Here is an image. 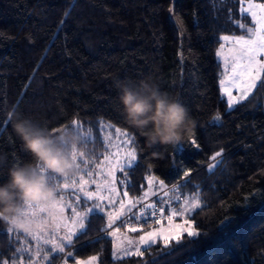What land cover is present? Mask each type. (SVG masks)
<instances>
[{
	"label": "trees",
	"instance_id": "trees-1",
	"mask_svg": "<svg viewBox=\"0 0 264 264\" xmlns=\"http://www.w3.org/2000/svg\"><path fill=\"white\" fill-rule=\"evenodd\" d=\"M242 1L0 0V184L9 168L32 162L8 119L15 110L53 134L76 119L90 133L83 151L92 164L106 151L101 124L130 130L137 164L124 170V189L135 207L153 203L164 209L162 217L168 213L161 199L141 200L150 176L169 193L200 203L190 214L196 237L182 234L167 246L157 240L143 255L120 259L112 257L104 215L91 213L86 231L65 249L73 256L50 254L51 264L93 255L97 264H264V84L229 108L216 54L222 36L242 35L239 25L249 23ZM149 76L195 119V144L188 137L148 147L125 124L113 80ZM46 174L54 183L56 175ZM135 207L123 218L135 233L159 225L138 226ZM17 251L0 222V261Z\"/></svg>",
	"mask_w": 264,
	"mask_h": 264
},
{
	"label": "snow or ice",
	"instance_id": "snow-or-ice-1",
	"mask_svg": "<svg viewBox=\"0 0 264 264\" xmlns=\"http://www.w3.org/2000/svg\"><path fill=\"white\" fill-rule=\"evenodd\" d=\"M223 2V0H221ZM247 7H242L241 11L243 13H248L251 16L252 26L248 24H240L239 27L245 29V33L239 36H229L224 35L220 39L225 42H230L232 47L228 50L229 55L225 57L226 69H227V81L221 80V86L224 93L228 97L229 108L234 107L240 101H243L249 97V94L253 92V89L258 87V82L264 84V3H254L252 0H246ZM247 37V38H246ZM225 44L221 43L220 51H218L219 56H223V49ZM235 88L239 95L234 96L233 92L230 90ZM9 119V118H8ZM10 120V119H9ZM72 127H78L79 122L73 119L71 122ZM109 127H112L109 125ZM79 130L85 133V143L92 142L90 133L85 132L82 126H79ZM117 138H124L122 143H117L115 147L118 149L116 154L108 153L104 156V160L108 165L107 176L111 177V180L105 178L102 183H98L96 180H89L85 177H92L93 172L87 170L91 161L85 159V152L72 150V158L77 162L79 172L73 177L64 176H52L51 180L55 181L50 185L56 189V199L51 207H38L34 205H28L25 208V215L39 219L43 221L42 226L39 230L34 232H23L29 237L34 239L43 240L45 245H50L51 247L45 252L41 259H45L49 253L61 254L64 253L66 256H73L72 252L65 253L66 248H71L73 246V238L77 237L78 234H83L85 229V219L88 214L93 213L97 209L99 212H103L104 209L99 203H94L93 207L87 208L85 211H80L81 203L87 204L89 201H103L106 199L104 195L101 194L102 190L111 187V184L115 182V170L119 167L123 172L124 170L135 167L137 164V151L135 147H127L129 145H135L137 141L133 136L129 134L128 129H120L115 127L113 129ZM192 144L196 143L194 134L189 136ZM111 143V141H109ZM126 151L127 160H122V155ZM221 156V152H216L215 157ZM115 161V162H114ZM82 165L84 167L82 168ZM100 167V165H97ZM188 176V173H184ZM78 177V179H77ZM149 184L151 185L155 180L154 177H148ZM89 183L97 184L96 191H89ZM163 184V181H160ZM114 193L116 189L111 188ZM70 193L74 199L69 202L65 199L66 194ZM82 194V195H81ZM124 197H128V192H123ZM147 196V193H145ZM115 203V201H110ZM132 207H135V200L128 201V210L130 211ZM155 206L153 204H148V209H153ZM200 207L197 196H192L189 200L184 201L183 207H173L171 215L168 216L169 222L173 220L174 217L184 216L185 214L191 213L194 209ZM70 209L71 214L66 215L65 210ZM124 207L122 202V207L120 210L108 213V219L112 222L108 225L109 228L112 227L117 220L121 218L124 214ZM159 211L163 212L164 209L161 208ZM141 217L144 216V211H141ZM135 217V213H133ZM194 220L189 216V218L184 219L182 224H175V234L168 235L163 232L150 231L139 237V245L150 246L152 243L157 241V237L163 240L167 246L171 240L180 241L183 233H187L189 237H196L199 233L193 226ZM225 227L227 224L224 225ZM129 231H138L137 227L130 226ZM8 233H11V229H7ZM120 232V228L117 227L110 234L115 236ZM60 233H63L60 235ZM127 239V244L129 246L133 245L134 241L132 239ZM117 250H120L122 245L116 244ZM124 255H131L132 253L128 251L127 248L123 250ZM136 254L143 255V252L139 247L136 249ZM115 255V254H114ZM54 259V256L52 257ZM118 258V257H117ZM98 261V256L93 255L87 260H76L75 264H95ZM0 264H9L8 260L0 261ZM27 264H32L31 256L28 257ZM47 264H51V259L47 260ZM102 264V261H100Z\"/></svg>",
	"mask_w": 264,
	"mask_h": 264
},
{
	"label": "clouds",
	"instance_id": "clouds-1",
	"mask_svg": "<svg viewBox=\"0 0 264 264\" xmlns=\"http://www.w3.org/2000/svg\"><path fill=\"white\" fill-rule=\"evenodd\" d=\"M113 83L118 90L116 99L125 124L139 132L148 147L175 146L194 131L196 121L188 109L162 91L150 76L138 81L116 78ZM8 118L32 162L8 169L7 181L0 184V222L12 231L34 232L43 221L26 216V206L48 208L54 203L56 189L49 184L46 173L64 177L78 174L72 150L83 151L85 133L69 122L53 134L15 110L8 112Z\"/></svg>",
	"mask_w": 264,
	"mask_h": 264
},
{
	"label": "rangeland",
	"instance_id": "rangeland-1",
	"mask_svg": "<svg viewBox=\"0 0 264 264\" xmlns=\"http://www.w3.org/2000/svg\"><path fill=\"white\" fill-rule=\"evenodd\" d=\"M252 2L254 3H264V0H252ZM242 7H247V3L246 0L242 1ZM242 12V11H241ZM243 13V12H242ZM246 14L249 17V23H247L250 27L252 26L251 23V16L248 13H243ZM244 33H245V29ZM243 33V34H244ZM229 36H236V35H229ZM239 36V35H237ZM247 38V37H246ZM221 43L225 44V48L223 49V56H219L218 55V51H220V45L217 49V59L219 60L220 64H221V68H222V76H221V80H225L227 81V69H226V63H225V57H227L229 55L228 50L232 47V44L230 42H225L221 39ZM220 80V82H221ZM220 90H221V94L224 97L225 101H228V97L227 95L224 93L221 83H220ZM231 91H236V95L234 94V96H238L239 93L235 88H231ZM228 105V102H227ZM229 107V106H228ZM108 123H103L101 124L100 127V132H101V136L103 138V141L105 143V147H106V151L104 152L101 160L97 163V164H92L90 163V165L88 166L89 171L93 172V176L92 177H85L86 179L89 180H96L98 183H102L105 178L111 180V177L107 176V172H108V165L107 162L104 160V156L108 153H112V154H116L118 152V149L115 147V145L117 143H122V140L124 138H117L116 134L114 133L113 129L115 128L114 126L109 127ZM109 141H111V143H109ZM127 147H131V145L127 146ZM127 156H126V151L125 153L122 155V160H127ZM115 162V161H114ZM97 165H100V167H97ZM213 164L210 165V167H212ZM84 167V165H82V168ZM123 175V177H122ZM58 176V175H56ZM78 179V177H77ZM124 181H125V175H124V171L122 172L120 170V168L118 167L115 170V182L111 184V187L106 188L104 190H102L101 194L104 195L106 197L105 200L103 201H89L87 202V204H84L83 202L81 203V208L79 209L80 211H85L87 208L93 207L94 203H99L101 205V207H103L104 211L103 212H99V210L97 209L96 211H94L93 213H100L103 214L105 217V227L107 229V235L111 238L112 240V257L113 259H120V258H124L127 256H131L133 254H136V249L137 247L141 249H143L144 245H139V237L141 235L146 234L147 232L150 231H158V232H163L166 233L168 235H174L175 234V224H182L184 219L189 218L190 214L192 213H188L185 214L184 216H180V217H174L173 220L171 222H169L168 220V216L171 215L172 209L173 207H183L184 206V201L185 200H189L192 196H184V197H178V195L176 194H172L169 193L167 190L164 189L163 185L155 181H153V183L150 185L149 184V180H147L148 185L147 188L145 189V191L143 192L142 196H141V200H145V201H150L152 197H156L158 199H161L162 201V206L164 208H166L168 210V213L166 215V217H163V219L161 220V223L159 225H153L151 227H149V230L147 231H141L138 233L135 232H131L129 231V227L130 226H134L132 223L129 222H123V218L125 217V215L130 212L132 210L129 211L128 210V201L129 200H135L131 197H124L123 196V192H125L124 189ZM89 191H96L97 189V184H92L89 183V185L87 186ZM114 187L116 189V192H112L111 188ZM145 193H147V196H145ZM82 195V194H81ZM65 199L68 200L69 202H71L74 197L68 193L65 196ZM110 201H115V203H111ZM122 202H123V207H124V214L121 216V218L119 220H117L116 222H121V226L120 228V232L117 233L115 236H112L110 233L112 231H114L115 228L117 227H112L109 228L108 225L110 223H112L109 219H108V213L112 212L113 214L115 212H117L118 210H120V208L122 207ZM136 203V200H135ZM150 203H152L150 201ZM153 204V203H152ZM65 214L66 215H70L71 214V210L70 209H66L65 210ZM89 215V214H88ZM87 215V217H88ZM86 217V219H87ZM85 219V220H86ZM8 229V228H7ZM138 229V228H137ZM20 232V231H12L11 233H9L10 237L13 238L14 242L18 243V251H17V256L11 260H9V264H27L28 261V257L31 256L32 258V264H45L47 262V260L50 257V254L53 253H49V255L47 257H45V259H41V256H44L45 252L48 251V249L51 247L50 245H45L43 243V240H37L34 239L32 237H29L27 234L20 232L21 235L20 236H16V233ZM63 233H60V235H62ZM183 234H187V233H183ZM125 237H127L128 239H132L134 241L133 245L129 246L127 244V239H125ZM157 240H162L159 238V236L157 237ZM116 244H121L122 247L120 250H117V248L115 247ZM124 248H127L128 251H130L132 254L131 255H124ZM115 254V255H114ZM118 257V258H117ZM88 259V258H87ZM85 259V260H87ZM76 260H69L67 258L63 259V262L61 264H75ZM95 264H97V262H95Z\"/></svg>",
	"mask_w": 264,
	"mask_h": 264
},
{
	"label": "built area",
	"instance_id": "built-area-1",
	"mask_svg": "<svg viewBox=\"0 0 264 264\" xmlns=\"http://www.w3.org/2000/svg\"><path fill=\"white\" fill-rule=\"evenodd\" d=\"M134 211L138 212V214L136 215V224L139 226L141 224H160L161 220H162V216L163 213L161 211H159L160 209H158L157 207H154L153 209H148L145 205V203H141L138 206H136L134 209ZM144 211V216L141 217V211ZM127 217V216H126ZM56 264H60L59 262H57Z\"/></svg>",
	"mask_w": 264,
	"mask_h": 264
},
{
	"label": "crops",
	"instance_id": "crops-1",
	"mask_svg": "<svg viewBox=\"0 0 264 264\" xmlns=\"http://www.w3.org/2000/svg\"><path fill=\"white\" fill-rule=\"evenodd\" d=\"M233 92V95L235 94L236 95V91H232Z\"/></svg>",
	"mask_w": 264,
	"mask_h": 264
}]
</instances>
